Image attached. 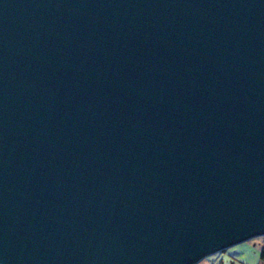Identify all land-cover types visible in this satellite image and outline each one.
<instances>
[{"label":"water","instance_id":"obj_1","mask_svg":"<svg viewBox=\"0 0 264 264\" xmlns=\"http://www.w3.org/2000/svg\"><path fill=\"white\" fill-rule=\"evenodd\" d=\"M264 237V0H0V264H197Z\"/></svg>","mask_w":264,"mask_h":264},{"label":"crops","instance_id":"obj_2","mask_svg":"<svg viewBox=\"0 0 264 264\" xmlns=\"http://www.w3.org/2000/svg\"><path fill=\"white\" fill-rule=\"evenodd\" d=\"M244 244L241 243L228 248L199 261L197 264H264V260L260 256L261 251H264V244L259 245L258 248Z\"/></svg>","mask_w":264,"mask_h":264},{"label":"rangeland","instance_id":"obj_3","mask_svg":"<svg viewBox=\"0 0 264 264\" xmlns=\"http://www.w3.org/2000/svg\"><path fill=\"white\" fill-rule=\"evenodd\" d=\"M264 244V237H257V238H253L248 242H245L244 245H251V246H255V248H258L259 245ZM225 259V257H224Z\"/></svg>","mask_w":264,"mask_h":264},{"label":"trees","instance_id":"obj_4","mask_svg":"<svg viewBox=\"0 0 264 264\" xmlns=\"http://www.w3.org/2000/svg\"><path fill=\"white\" fill-rule=\"evenodd\" d=\"M260 256H261V259L264 260V251H261ZM263 263H264V261H263Z\"/></svg>","mask_w":264,"mask_h":264}]
</instances>
